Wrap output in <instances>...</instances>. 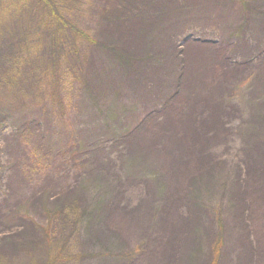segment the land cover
I'll use <instances>...</instances> for the list:
<instances>
[{
	"label": "rangeland",
	"instance_id": "obj_1",
	"mask_svg": "<svg viewBox=\"0 0 264 264\" xmlns=\"http://www.w3.org/2000/svg\"><path fill=\"white\" fill-rule=\"evenodd\" d=\"M0 264H264V0H0Z\"/></svg>",
	"mask_w": 264,
	"mask_h": 264
},
{
	"label": "bare ground",
	"instance_id": "obj_2",
	"mask_svg": "<svg viewBox=\"0 0 264 264\" xmlns=\"http://www.w3.org/2000/svg\"><path fill=\"white\" fill-rule=\"evenodd\" d=\"M192 56L191 61L193 60L194 62H198V64L200 65L199 68L202 70H205V68H207L209 65H211L210 63H205V60L207 58V56H204L202 53H194ZM204 61V62H203ZM165 228V227H163Z\"/></svg>",
	"mask_w": 264,
	"mask_h": 264
}]
</instances>
